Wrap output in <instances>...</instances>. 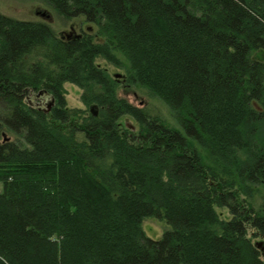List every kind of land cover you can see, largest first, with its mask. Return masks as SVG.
<instances>
[{
  "label": "trees",
  "instance_id": "1",
  "mask_svg": "<svg viewBox=\"0 0 264 264\" xmlns=\"http://www.w3.org/2000/svg\"><path fill=\"white\" fill-rule=\"evenodd\" d=\"M39 1L93 26L0 12V264H264V0ZM98 58L177 126L119 97ZM146 217L169 226L151 238Z\"/></svg>",
  "mask_w": 264,
  "mask_h": 264
},
{
  "label": "rangeland",
  "instance_id": "2",
  "mask_svg": "<svg viewBox=\"0 0 264 264\" xmlns=\"http://www.w3.org/2000/svg\"><path fill=\"white\" fill-rule=\"evenodd\" d=\"M35 11H39L40 13L36 14ZM0 12L10 17L18 19L45 21L54 29L57 36L63 37H66L70 34L75 35V33L72 32L71 27H74L76 31L80 32L81 30L88 31L93 26L90 22H87L82 16L74 17L70 20H65L61 16L57 15L51 7L39 0H0ZM96 62L102 67H105L109 75L114 78V80H116V93L119 97L125 98L130 103L136 106L145 107L147 108V110H149L151 114L161 116L171 125L177 126V123H175L173 117L171 116L168 106L164 102H162L154 95H151L147 91V89L143 87L126 86L123 82V75H121L123 71L118 67L100 58H98ZM116 74H119L120 77H116ZM63 88L65 93V102L68 108H80L81 110H87V112H90V108L86 106L81 99L82 89L78 85L71 82H64ZM33 94L34 93L29 95L28 100H30L31 103L35 104V96ZM49 100L50 97L48 95H43L41 106L46 107V103ZM120 121L122 127L127 132L131 131V128L127 126V123H130V125L137 127L136 121L131 116H124ZM77 135L78 138L82 137L81 133H78ZM259 198L260 195L254 193V199L252 200L254 208H259ZM216 210L220 213L222 217H230V213L228 212L227 208L216 207ZM168 226L169 225L165 220L158 219L155 217H146L142 222L143 230L145 231L146 235L151 238H159L162 233L168 228ZM257 240L264 242V236L259 235L253 237V242ZM260 252L262 255L261 250ZM262 258L264 259L263 255Z\"/></svg>",
  "mask_w": 264,
  "mask_h": 264
},
{
  "label": "water",
  "instance_id": "3",
  "mask_svg": "<svg viewBox=\"0 0 264 264\" xmlns=\"http://www.w3.org/2000/svg\"><path fill=\"white\" fill-rule=\"evenodd\" d=\"M42 15H44V14H42ZM115 76L116 77H120L119 74H116ZM42 94H45V91H39L37 93V96H40ZM53 102H54L53 98H50V100L46 103V107L43 108L44 111H49L51 109V106L53 105ZM89 108H90L91 113L94 116H96L97 115V111H98L96 105L93 104ZM127 126L129 128H131L132 130H134V126L133 125H130V123H127ZM254 246L256 248H258L259 250H261L262 251V255L264 256V242H262L260 240H257V241L254 242Z\"/></svg>",
  "mask_w": 264,
  "mask_h": 264
},
{
  "label": "flooded vegetation",
  "instance_id": "4",
  "mask_svg": "<svg viewBox=\"0 0 264 264\" xmlns=\"http://www.w3.org/2000/svg\"><path fill=\"white\" fill-rule=\"evenodd\" d=\"M35 13L38 14L40 12L39 11H35ZM71 30H72L73 33H75V35H78V34L81 35L82 30L80 32H78V31H76L74 29V27H71ZM41 103H42V96H35V104H37L38 107L44 108L43 106H41Z\"/></svg>",
  "mask_w": 264,
  "mask_h": 264
},
{
  "label": "bare ground",
  "instance_id": "5",
  "mask_svg": "<svg viewBox=\"0 0 264 264\" xmlns=\"http://www.w3.org/2000/svg\"><path fill=\"white\" fill-rule=\"evenodd\" d=\"M100 65V64H99ZM101 66V65H100ZM116 79H118V78H116ZM126 85V84H125ZM126 86H128V85H126ZM129 87V86H128ZM130 87H139V86H130ZM146 89V88H145ZM116 91H117V88H116ZM147 91L149 92V90L147 89ZM134 105V104H133ZM136 106V105H135ZM0 187H1V184H0Z\"/></svg>",
  "mask_w": 264,
  "mask_h": 264
}]
</instances>
